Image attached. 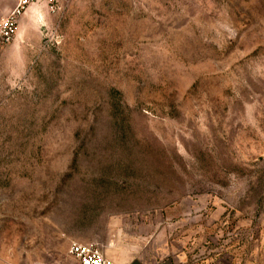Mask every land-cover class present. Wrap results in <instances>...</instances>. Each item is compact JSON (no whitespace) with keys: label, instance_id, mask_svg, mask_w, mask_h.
I'll use <instances>...</instances> for the list:
<instances>
[{"label":"rangeland","instance_id":"374dc122","mask_svg":"<svg viewBox=\"0 0 264 264\" xmlns=\"http://www.w3.org/2000/svg\"><path fill=\"white\" fill-rule=\"evenodd\" d=\"M29 9L0 50V264H264V0Z\"/></svg>","mask_w":264,"mask_h":264},{"label":"built area","instance_id":"2783aa9c","mask_svg":"<svg viewBox=\"0 0 264 264\" xmlns=\"http://www.w3.org/2000/svg\"><path fill=\"white\" fill-rule=\"evenodd\" d=\"M36 2H44L51 13L61 14L64 12L69 0H18L16 7L1 20L0 50L12 41L17 30V22L29 7ZM69 254L74 264H116L113 260L107 258L101 247L94 242H72Z\"/></svg>","mask_w":264,"mask_h":264},{"label":"crops","instance_id":"0c3cea01","mask_svg":"<svg viewBox=\"0 0 264 264\" xmlns=\"http://www.w3.org/2000/svg\"><path fill=\"white\" fill-rule=\"evenodd\" d=\"M15 7H13L12 0H0V23H1V20L5 16H7ZM30 14H32L31 9H29L27 11V13L25 14V16L27 17ZM25 16H24V18H25ZM115 263L117 264V262H115ZM134 264H142V263L139 262V263H134ZM161 264H172V263L169 262V261H166V262H163Z\"/></svg>","mask_w":264,"mask_h":264}]
</instances>
